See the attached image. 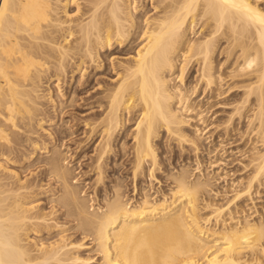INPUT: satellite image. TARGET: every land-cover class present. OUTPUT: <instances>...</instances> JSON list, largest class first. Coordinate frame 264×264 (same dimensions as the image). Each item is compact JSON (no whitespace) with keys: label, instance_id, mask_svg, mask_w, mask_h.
I'll use <instances>...</instances> for the list:
<instances>
[{"label":"bare ground","instance_id":"1","mask_svg":"<svg viewBox=\"0 0 264 264\" xmlns=\"http://www.w3.org/2000/svg\"><path fill=\"white\" fill-rule=\"evenodd\" d=\"M138 1L0 0V264H92V258L79 251L82 243L71 240L66 243L63 235L58 241L50 242L48 246L52 250L43 256L35 255L32 245L25 242L29 230L37 232L36 229L41 231L48 227L51 230L52 226L58 229L62 226L57 222L51 225L44 209L35 211L33 205L24 208L23 198L42 192L36 190L40 182L22 180L18 171H9V162L6 164L8 160L40 158L42 148L50 154L39 162H43L47 175L59 185L52 199L64 208L67 217L75 220V228L93 240L101 255L96 264H264L263 257H258L261 253L264 255V219L252 221L248 215H242L243 219L228 222L229 217L233 218L231 202L242 196L252 198L254 185L264 184V148H258V143L252 148V171H248L246 182L239 181L226 202L205 203L211 213L204 216L200 212L203 208L201 194L208 191L210 178L202 175L193 179L183 166L177 173L170 174L175 184L170 201L166 195L151 198L144 190L140 201L131 205L117 185L112 190L114 194L105 196L101 206H92V198L82 194L78 181L73 180V171L65 161L64 152L48 149L47 144L41 145L39 138L33 137L37 132L34 125L43 127V121L47 120L44 115L40 117L44 110L40 99L47 96L41 93L45 83L54 79L57 90L61 91L60 82L65 83L69 72L79 70L84 77L89 66L101 64L102 49H110L115 43L124 48L133 46L137 37H144L127 65L120 62L123 67L117 73V81L109 86L106 84L103 99L98 100L99 109L85 124L94 138L102 136L96 155L98 179L102 181V163L119 134H122L120 141L126 138L127 121L136 112L132 135L133 173L137 178L148 163L151 180L160 164L155 141L162 130L182 146L189 142L198 148L202 127L194 124L192 135L186 130L191 124L188 114L195 110L190 100L199 83L204 82L208 88L216 83L219 85L214 54L220 37L229 35L231 50L228 48L229 53H226L236 56L240 50L236 56L237 60L243 59L238 63L240 69L252 68L249 72L252 70L256 74L255 82L247 83L248 90L242 102L251 101V95L254 96L253 113L245 117L256 129L253 131L255 139L264 147V9L252 0H151L156 13L143 18L144 24L142 17L138 19L133 11ZM72 4L76 5L74 13ZM200 22L202 34L193 40L190 33ZM195 65H198L196 84L193 80V86H187V69ZM101 66L95 64L93 68ZM235 68L230 71L233 77L234 72L240 70L238 66L237 70ZM51 92L54 106L60 103L58 113H65L63 99H54ZM74 98L71 95L66 99L71 108L77 104H73ZM237 106H234L236 115L242 112L243 118L247 108ZM124 141L121 148L126 145ZM24 142L28 151L21 148ZM234 207L236 212L241 211L237 203ZM221 222L223 226L216 227ZM38 247L46 248L44 244Z\"/></svg>","mask_w":264,"mask_h":264},{"label":"rangeland","instance_id":"2","mask_svg":"<svg viewBox=\"0 0 264 264\" xmlns=\"http://www.w3.org/2000/svg\"><path fill=\"white\" fill-rule=\"evenodd\" d=\"M139 1L137 2L138 4L136 3L137 4L136 6L138 7H136V9H134L133 11H135L134 12L135 16L136 15L137 17L139 16L138 19L142 17L141 21L142 23L145 24L144 19H146V17H150L154 15L156 13V10L153 7L151 0H141L140 2ZM252 1L259 4V6L264 9V0H252ZM71 7L72 9H74L72 10V12L76 11L75 4H72ZM201 22L196 26L195 30L192 33H190V37L193 40L197 39L199 35L202 34L200 31L201 28L199 30ZM144 24L142 25L144 26ZM141 28L139 29V31L141 30ZM226 35H228V33ZM228 36L220 37L221 39L217 42L218 48L216 49L214 54V61H215L214 69L216 70L217 77L219 76L217 79L219 85H217V83L213 85V87L215 88L214 89L213 87L208 88L207 86H204L206 85L204 82H202L204 85L199 83V87L197 88L198 90H196L193 93L192 95L193 97L190 100V103L193 102L192 104L195 106V110L190 111L189 114L187 112L188 116L190 117L191 124L187 126L186 130L188 131L189 134L191 133L192 135L193 132H191V130L193 129L194 124H198L200 127H202L203 131H202V136L200 138L201 141L200 140L198 141L199 149L195 148V146L193 147L189 142L184 143V146H182L179 142H177V140L171 138L166 131L162 130L160 136L157 137L155 141L157 145L155 147L157 149L158 160L160 164L156 166V171H155L156 176L154 177L155 179L154 178L151 179L152 181L150 180L151 177L149 175L148 163H146L148 168L145 164L143 173L139 174L137 178L134 177V173H133L134 164L132 161H133L134 140L132 135H133V129L135 128V124H136V117H137L136 112L132 113L134 116L132 114H131L132 116L130 115L131 118L129 117L127 121L128 123L126 124L125 127L126 133L124 134V136L126 138H123L122 141L125 140L124 142L126 145L124 146V148L120 147L122 143V141H120V139L122 138V134L120 133L119 136L117 137V140L114 143L113 149L111 151L112 153L110 152L109 156L104 160L103 162L104 164L102 163V170H104L102 181L98 179L99 175L96 169L97 156H98L97 145L100 144V138L102 136L100 137L97 136L94 138V134H91L89 132L90 127H88V125L85 124L86 121L92 119L91 115H93L94 112L97 109H99L98 103L100 102H98V100L103 99V95H104L103 89L105 90V88L108 87L109 84L111 85L117 81V77H118L117 73L122 69L123 67L122 64L127 65V60L129 61L131 60V58H133V55L136 53L135 49L137 50L138 43L143 41L144 37L140 36L137 37L138 40L136 39L134 42L132 41L133 42L132 45L133 44L134 45L133 46L128 45L131 46L132 48L128 46H125L126 48H124V46L119 47L115 43L110 49H106V48L102 49V56L100 60L102 64L101 68L99 67L94 70L93 67L95 66V64L101 65L100 63H94L92 68L91 66H89L88 67L89 70L86 69L85 71L86 73L84 74V77L81 75L82 71L77 70L73 72L74 75L72 72H69L68 76L65 77L64 80L65 83L62 81L60 82V84L62 85L60 89L61 91L57 90L58 84L56 80L53 79L52 81L49 82V84L45 83L44 84L45 86L42 87V89L44 90H42L43 92L41 91V93L44 94L45 92L47 96L44 94L46 97L43 96L42 99H40L42 100L41 102H43L42 108L44 109L41 111L42 114L40 115V117L44 115L46 116L45 119L47 120L43 121V127H40L39 125L36 126V124L34 125L35 126L34 129L35 131L37 129V132H35L36 135L33 134V137L34 138L36 137L35 139L39 138L37 140H39V142L41 141L40 142L41 145L43 143L47 144L49 146L48 149L54 148L59 151L61 150L60 151L61 153L64 152V155L66 156L65 161H67L68 167L71 168L70 170L73 171L72 172V175L74 177L73 180L78 181L79 189L80 190L82 189L81 190L82 194L85 193L86 196L92 198V200L90 201V203L92 202L91 204H93L92 206H98V205L101 206L103 204L104 197L105 196L111 197L114 194L113 189L114 187H117V185L119 186V188H121L120 192L123 194L124 199L126 201H130L131 205L132 204L135 205L137 202L140 201V199L144 195L143 194L144 190L145 191L147 190V192L151 195V198L154 197L160 198L163 195H166V197L170 201L172 188L175 185L173 179L170 178V174L177 173L180 169L185 167L186 169H188V171H190V174H192L191 178L193 179H196L197 177H201L202 175L206 176L207 178H210L209 185L207 186L208 191H203L204 195L201 194L203 201L201 199L202 203L200 202L201 206L203 207L202 210L200 211L202 215L205 216L207 214H210L211 209L205 203H211L212 205H214V203L220 204L226 202L228 200V197L231 194H233V192L235 191L234 189H236L237 185L239 184V181L246 182V179H248L249 177L248 171L250 170L252 171L251 159H252L253 145H256L258 143L259 144V145L257 144L258 148H260L261 150L264 148L262 147L261 141L259 140L260 142L259 143L258 140L255 139L257 138V136L254 135L255 133L253 131H255L256 129L253 126H251L249 118L245 117V116H249L246 114L251 115L253 113V110L251 109L253 104L251 103V101L253 100L254 102V96L251 95L252 96L250 98V100L252 99L251 101L242 102V99L244 100L245 98L244 95L248 90L247 87L249 85H247V83L251 85L252 82H255V80L257 79L256 74L252 70L249 72V70L252 68H249V70L240 69L241 66L238 63H241L243 59L240 58L239 60H237L236 58L238 53L241 52L240 50L236 49L238 50L236 56H234V54H232V56H229L228 48H230L229 46L230 43L228 42L230 37ZM226 54H228L229 57ZM231 63H233L232 66ZM197 66L198 65L192 66L191 67L192 69H190V66L188 67L186 72L187 73L186 80H185L186 84L188 83L187 86L189 85L193 86V84H196L198 78V76H196V74H198ZM235 66L236 68L238 66L240 70L238 72L236 71L234 72L235 74H237V75L234 74L235 77L234 78L233 71L231 73L230 71L233 70ZM221 73H222V77L220 76ZM80 76H82L83 78L82 77L80 78ZM80 80L81 82H79ZM193 80L196 81L193 82ZM218 80H220L221 82ZM216 85L220 87H217ZM48 87H51V89ZM49 91L50 92L52 91L51 94L54 95V99L56 98L63 99V105L66 106L65 108L68 109L67 110L64 108V110H66L65 113L64 111L61 115L58 113L57 108L60 110V106H59L60 103L59 105L55 103L56 105L54 106L53 101H51ZM62 94H64V96L60 97ZM71 95L72 97H75L74 98L75 102L73 101V104L77 102V104L72 105V108L74 107L73 109L71 108V105H69L70 103L67 102L71 98ZM76 98L79 100H77ZM58 101L59 100H57V102ZM95 103H97L96 106H94ZM243 104H246L244 105L246 107H244ZM68 105L70 109L68 108ZM236 105H238L239 108L241 107L240 105H242V107H244L243 108L244 110L247 108V110L250 111L248 112L247 110H245L247 113H245L244 111L243 114L245 115H243L242 118V112L241 115L240 114L236 115L237 113V108L235 109ZM247 105L250 107V109L248 108ZM197 106L200 108H198ZM196 110H198L201 113H198V111ZM55 111H57V114ZM239 111H241V109ZM196 112L198 113V115ZM231 114L233 115L231 116ZM191 116H193V118ZM231 118H233L234 121ZM230 121L231 123L233 121V123L231 124ZM227 122L230 124L227 125L228 124ZM69 127H71L70 130H67V128ZM246 132L247 134H245ZM255 140H257V142H255ZM24 143L26 145V142ZM24 143L22 145L23 147L21 146L20 147L22 148V150L26 149V151H28L29 147L28 145H26L25 147ZM41 150L39 153L41 156L40 158L36 157L34 160L31 161H27L25 159H24L25 161L18 160L17 162L6 160L7 161L6 164L9 162L7 164L9 165L8 170L13 171L14 169L18 171L19 173L18 177L20 176L22 180L24 179V181L27 180L30 182L35 180V182L38 183L40 182L39 183L40 185L37 188L36 187L35 188L36 190L39 189V191L41 190L42 192H39V194L36 195L34 194V196L32 197H27L25 198V200L23 198L24 202L22 203L26 202L24 208H27L26 205H28V207H31L33 205L35 206L33 209L35 211L37 210L43 211L44 209L43 211L44 213L48 212L47 214L46 213L45 214L47 215V218L51 220L49 222L51 225H55V223L57 222V223H61L62 226L60 225L59 229L57 228L58 226H52L51 230L48 227L45 229L43 228V230H41L42 232L37 229H36L37 232H35V229L29 230L28 231L29 237L25 236V238L27 239V240L25 239V242L27 243L29 242L32 245L31 248L32 249L34 248L33 253H35V255L37 254V256H43L46 252L52 250V248L48 246L50 242L53 243L58 241L59 238L62 237L63 235V238L65 239L66 243L70 242V240L73 242H81L82 248H80L79 251L83 253L85 256L92 258L90 259V262H92V264H96L98 263V259H100L101 255L100 252L97 251L93 240L90 239V237L85 236V234H83L78 228H75L77 227L75 220H73V218L71 217H67L64 214V210H63L64 208H60V206L52 199L53 196L51 195H53L55 192L58 191L57 189L59 188V185L56 183V181L54 182L55 180L54 178H51L50 176L47 175L46 171L44 170L45 166L43 165V162H39L46 155L50 154L45 151V148H42ZM244 155H246V157ZM235 202L238 204V208L241 211L239 212L235 211V207H234V205L236 204ZM22 203H19V205H21ZM231 205H232V209L234 210L232 212L233 218L229 216H228L229 218L227 217L228 222L230 223L231 222L234 223L236 220L243 219L242 215H248V218L251 219L252 221H259L260 218L264 219V184L262 186L259 185L258 183L254 185L252 198L242 196L241 198L235 200L234 202L232 201ZM52 216L55 217V219ZM220 224L218 223L216 227L223 226L222 222ZM53 228L54 229L57 228L58 230H54ZM40 244L42 245L44 244L46 248L41 249L40 247H38V245ZM68 246L66 247V249L69 248ZM36 249L39 251H37ZM37 252L38 253L42 252V255L41 253L38 254ZM262 255L263 254L261 253V255H259L258 257L259 258L263 257L261 258V260L262 259L264 260V255L263 256Z\"/></svg>","mask_w":264,"mask_h":264}]
</instances>
